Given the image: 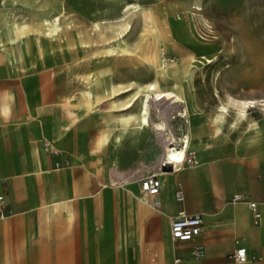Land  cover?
<instances>
[{"label":"crops","instance_id":"0c3cea01","mask_svg":"<svg viewBox=\"0 0 264 264\" xmlns=\"http://www.w3.org/2000/svg\"><path fill=\"white\" fill-rule=\"evenodd\" d=\"M0 66V194L4 195L0 199V264H124L119 243L123 226H132L142 217L152 222L142 251L156 249L160 213L150 208L139 212V201L121 194L112 199L81 196L102 190L107 166L116 160L107 153L115 130L107 125L106 114L81 110L78 102L74 106L69 73H35V66L30 72L23 68L14 72L4 60ZM260 93L239 95L251 98L261 97ZM199 106L189 115L192 148L198 151L200 163L162 177L159 196L164 206L154 208L168 216L169 231L170 217L178 209L201 213L205 228L199 238L206 254L194 258L190 256L192 241L171 239L174 264H225L237 240L250 255H260L264 264V110L249 108L250 113H259L253 117L262 123L256 140L246 144V121L237 127L218 122L212 108L202 102ZM73 110L77 113L72 114ZM101 134L107 137L105 142L99 140ZM45 139L57 153L46 148ZM133 148L126 156H131ZM60 159L67 164L55 167ZM117 160L122 163L124 158ZM136 184L134 194L140 190ZM179 186L185 193L181 201L174 196ZM236 192L259 201L258 223L248 201L232 199ZM140 254L136 250V257Z\"/></svg>","mask_w":264,"mask_h":264},{"label":"rangeland","instance_id":"374dc122","mask_svg":"<svg viewBox=\"0 0 264 264\" xmlns=\"http://www.w3.org/2000/svg\"><path fill=\"white\" fill-rule=\"evenodd\" d=\"M133 1L155 8L171 22L170 28L175 42L169 44L164 56L167 57L166 64L170 77L163 82V88L181 91L186 79L184 67L176 68L178 58L182 56L186 58L193 53L190 60L191 79L193 94L199 108L201 102L206 103L216 113L218 105L228 98V93L240 97V92L252 91L261 92L260 98L264 97V0H0V25L3 28H7L13 20L22 21L53 12L60 13L64 27L69 24L61 38L51 40L43 52L33 49L25 60H22L20 55L23 38L10 34L11 47L18 61L22 62L20 67L11 68V71L23 68L30 72V68L35 66L33 70L35 73H69L70 81L72 80L74 85L70 98L75 107L82 90L90 83V77L99 74L103 95L89 109L100 116L105 113L108 118L107 125L115 130L114 138L109 141L107 153L116 160L107 166L106 178L103 180L107 183L111 181V171L114 167L126 168L133 162L142 161L149 166L148 170H159L167 142L166 137L174 132L175 121L172 115L179 109L181 103L180 98L152 99L150 117L152 121H164L162 128L153 124L145 129L137 128L133 120L129 126L123 127L126 109H120V105L133 99L137 87L135 84L131 89L125 91L124 89L132 80L145 83L153 78L151 67L137 49V43L144 45L143 40L146 37L139 13L133 11L128 14L130 29L116 25L118 19L124 16L122 11L126 3ZM197 4L201 5V9L196 7ZM97 21L102 22V26L106 23L110 25L95 29L92 25ZM190 25L195 27L194 33ZM189 26L191 30L185 29ZM73 35L86 39L87 43L74 47L70 43ZM110 44L117 45L114 52L107 51L106 47ZM1 49L4 48L1 46ZM209 56L211 60L207 59ZM1 60L4 59L0 56ZM183 102L186 107L188 102ZM197 110H191L190 115ZM258 114L253 112L250 116L258 117ZM246 128L248 129L247 126ZM96 131L98 129L92 131V134ZM130 147H134L135 151L131 156H126L130 153L128 152ZM121 158H124L122 163L117 160ZM60 160V167L67 164ZM76 172L75 176L80 180L82 174L79 170ZM127 185L119 192L104 195L105 199L119 197L118 194L128 199L132 188L137 184L136 181H131ZM97 189L92 191L96 192ZM139 195V192L132 194L135 200L143 204L138 211L146 213L150 208L160 213L161 217L160 230L159 226L156 228L159 230L155 238L158 241L155 245L157 248L154 250L151 248L141 262L158 264L161 255L165 253L162 252L164 244L168 239L172 244L168 216L161 208H154L143 202ZM150 200L155 202L156 206H164L161 204L160 196L151 197ZM145 220L146 218L142 217L132 223V226L128 223V227L125 223L122 232H134L147 242L152 222L146 223ZM143 241L138 245L143 247ZM165 256L168 264H174L173 253L167 252ZM123 261L124 264H130L128 259Z\"/></svg>","mask_w":264,"mask_h":264},{"label":"bare ground","instance_id":"6f19581e","mask_svg":"<svg viewBox=\"0 0 264 264\" xmlns=\"http://www.w3.org/2000/svg\"><path fill=\"white\" fill-rule=\"evenodd\" d=\"M196 7L198 9H201V5L197 4ZM133 11H137L139 13L140 23L142 25V29L146 36L145 40H143L144 45L143 44L141 45L138 42L137 49H138L139 54L142 56V58L151 67L153 78L150 81L145 82V83H142L136 80H132L131 82L128 83V87L124 89V91L131 89L132 86L135 84H136L137 90L133 96V99H130L129 101L120 105V109H126V114L123 117L122 124H123V127H127L131 123V120H133V123L136 125L137 128L145 129V128L150 127L152 124L155 125L156 127L162 128L164 127V124H165L164 121H152L150 117V111L152 108L151 107L152 99L160 100L165 97H169V98H173V100H176L180 98L181 101H186V103L188 102V105H186V110L188 114H190L191 110L199 109L196 103V98L194 96L195 94H193V86H192V79H191V74H192L191 67L192 66H191L190 60H191L193 53L187 56L186 58H183V56L181 58H178L179 62L176 65V68L183 66L185 69V79L186 80H185V83L182 84L181 92H183V94H185L186 96L182 95L178 91L163 88L162 87L163 82L167 81L168 78L170 77L169 76L170 73L168 72L169 69L166 64L167 63L166 57L164 58V56L166 55V51H167L169 44L175 42L173 32L171 31V28H170L171 22L168 21V17L166 15H164L162 12H159L155 8L144 5L140 3L139 1H133V2L126 3L125 9L122 11V13H124V16L118 19V21L116 22V25H120L123 29H127V30L130 29L131 23H130V20H129L130 18L128 14ZM101 24L102 22L97 21V22H94L92 26L95 29H102V27L105 28L108 25H110L106 23V25L102 26ZM190 26L185 27V29L191 30ZM68 27H69V24H67L64 27V24L61 22V15L60 13H57V12L35 16L30 19H24L22 21L13 20L8 25L7 27L8 29L3 28L0 25V47L2 46L4 48L3 50L2 49L0 50V56L4 59L6 64L9 66V69L11 68L15 69L16 67H20V64L22 62L18 61L16 54L13 48L11 47V42L9 39L10 34H14L16 37L23 38V44L20 47V55H21V59L25 60L29 56V54L33 51V49H37V51H40V52H43L45 49H47L48 43L51 42V40H54L58 37L61 38L63 35V32L65 31V28H68ZM191 27H192V32L194 33L195 27L194 26H191ZM185 29L183 28V30ZM180 31H181V28H180ZM118 33H120V31ZM70 39H71L70 43L74 45V47H79L80 45H84L87 43L86 39L78 38L75 35H73ZM116 48H117L116 44H110L109 46L106 47L108 52H114ZM207 59L211 60L210 56L207 57ZM0 69H2V66H0ZM99 81H100V76L97 73L94 74L93 77H90V83L87 84V86H85V88L82 90L81 96L78 101V106L80 108L86 109V108L91 107L103 95V91L100 88ZM187 93H189V96H188L189 98L187 97ZM262 100H264V98L255 97V96L251 98H244V97H237L231 93H228V98L225 101H222L218 105L216 113L215 112L213 113L214 119L222 123L228 122L229 125L233 124L235 127L239 126L243 121H246V126L248 127L249 132L247 134L245 142L246 144L252 143L253 141L256 140L257 136L261 133L260 123H262V121L259 123V121L255 117L250 116V112H249L250 109L248 105L250 104L256 105L255 107H258L264 110V108H262L261 106H257V104ZM71 113L76 114L77 110H73L71 111ZM189 128H190L189 132L184 131L182 136L184 137L186 134V137H189V141L187 143L189 144L190 147H192L194 143V137L193 135H191V126H189ZM99 140L101 142H105L107 140V137L101 134L99 137ZM174 140H175L174 138H171L170 139L171 143L169 144L166 143L163 149V159L166 161H170V163H172L174 160L179 159L183 155V153H185V147L183 144L176 146L175 149L173 148ZM157 173L160 175L161 179L162 177H166L167 179L173 173V170L160 169L159 171H157ZM101 184H102V190L99 189L96 192L87 193L81 196L82 197L98 196L97 198L102 199V198H105L104 195L106 194L119 192L114 189L115 187L113 186L111 182L107 183L102 180ZM132 191L133 190H131V195L133 194ZM131 195L128 197V200L133 199ZM133 201L136 203L134 199ZM142 201L145 203L147 202V200H144V199H142ZM148 202H149V205L153 207H160V206H155V204L151 200H149ZM137 203H138L136 204L137 208H141L143 204H141L140 202H137ZM133 208H134V205H133ZM145 240L146 239H144L143 241L142 238H139L138 235H136V233L134 232L132 233L121 232V238L119 239V243L121 247V256L123 260L128 259L130 261L129 262L130 264H132V262H137V264H146L144 262L143 263L141 262L142 258H144V256H146V254L148 253V252L144 253L142 251L143 247L144 248L147 247V242H145ZM141 241H143V244H144L143 247L138 245V243H140ZM172 249H173L172 244H170V240L168 239L167 243L164 244L163 251H162L165 253H163L164 254L163 256L161 255V258L159 259L158 264H168L165 254L167 252L172 253L173 251ZM136 250L140 251L141 253L140 258H138V256L136 257L135 255ZM159 253H158V256H159Z\"/></svg>","mask_w":264,"mask_h":264},{"label":"built area","instance_id":"2783aa9c","mask_svg":"<svg viewBox=\"0 0 264 264\" xmlns=\"http://www.w3.org/2000/svg\"><path fill=\"white\" fill-rule=\"evenodd\" d=\"M167 60V57H166ZM180 100V99H179ZM181 101V100H180ZM256 105H248L249 108H255ZM257 106L264 108V100L260 101ZM175 123L173 124L174 132L171 135H167L166 143H171L170 139L174 138L173 148L183 144L185 147V153L172 163L162 159L159 163L160 169H168L173 171H179L182 168L193 167L200 163L198 151L189 146L187 143L189 137H183V132H189L190 115L188 114L185 103L181 101L179 109L172 115ZM47 149H50L51 153H57V150L53 148L52 142L48 139L44 140ZM61 162L56 161L55 167H60ZM171 166V168H168ZM149 166L142 161L136 162L134 165L126 169H112L110 182L114 187H126L131 181H136L140 185V197L149 201L151 197H158L161 192V178L157 171L148 170ZM174 196L178 201L185 198L184 190L181 186L177 187L174 191ZM4 195L0 194V199H3ZM234 201L246 200L251 208L253 219L255 223H258L261 219V211L259 208V201L255 199H249L245 193L236 192L232 195ZM264 201V194H263ZM153 202V201H152ZM156 206V203L153 202ZM205 228L204 217L201 213H191L186 209H178L170 217V236L172 241H192V247L190 249V256L194 258H203L206 254V247L203 241L199 238ZM262 257L260 255H250L248 248L241 244L239 240L236 241V246L233 251L228 255L225 264H260ZM181 256H176L175 261L179 262Z\"/></svg>","mask_w":264,"mask_h":264},{"label":"water","instance_id":"95a60500","mask_svg":"<svg viewBox=\"0 0 264 264\" xmlns=\"http://www.w3.org/2000/svg\"><path fill=\"white\" fill-rule=\"evenodd\" d=\"M168 168H171V166H169Z\"/></svg>","mask_w":264,"mask_h":264}]
</instances>
